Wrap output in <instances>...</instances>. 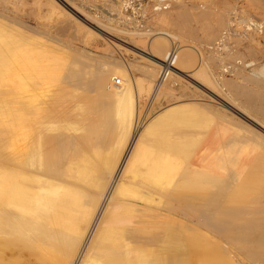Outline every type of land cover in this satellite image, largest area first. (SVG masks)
Instances as JSON below:
<instances>
[{
    "label": "bare ground",
    "instance_id": "6f19581e",
    "mask_svg": "<svg viewBox=\"0 0 264 264\" xmlns=\"http://www.w3.org/2000/svg\"><path fill=\"white\" fill-rule=\"evenodd\" d=\"M45 1L53 15L69 14L57 16L58 26L75 24L89 37L126 33L131 42H125L148 57L136 67L95 59L82 47L70 57L55 39L35 42L41 34L35 27L25 23L15 31L0 19V264H20L23 251L34 257L31 264H264V133L255 129H264V94L251 87L264 89V63L224 64L226 16L237 7L227 0H166L176 8L166 13L158 1L160 22L174 19L197 36L200 25L204 40L229 26L204 56L172 32L114 28L75 0ZM245 2L249 9L234 24L248 27V48L264 55L254 38L264 31V18L249 13L264 12V0ZM130 5L121 0L119 14ZM175 47V69L160 80ZM197 51L201 60L223 62L221 72L226 67L236 80L204 65L194 72ZM246 65L255 69L246 74ZM136 68L144 80L134 76ZM182 77L226 95L229 104L177 95L185 89ZM16 93L20 106L10 109ZM166 95L172 96L167 104L136 120L141 102ZM237 108H250L255 128L229 116L226 109ZM225 134L228 141L220 138Z\"/></svg>",
    "mask_w": 264,
    "mask_h": 264
},
{
    "label": "rangeland",
    "instance_id": "374dc122",
    "mask_svg": "<svg viewBox=\"0 0 264 264\" xmlns=\"http://www.w3.org/2000/svg\"><path fill=\"white\" fill-rule=\"evenodd\" d=\"M44 1L45 0H5V1L1 2V0H0V12H2L0 15V17H1L0 19L2 21H3V19H5V21H7V23L10 25V26H8L9 29H11V30L18 29L15 31L24 30L23 25L25 23L35 27L39 31V33H41L40 35H39V33H35L36 36L39 35V36H37L36 39H34L35 42L44 41V40H47L48 38H52L53 40L55 39L54 42H56V43L58 42L57 43L58 45L65 46L67 48V49L65 48L66 50L63 52V54L67 53L66 51L68 50V53L70 52V54H71V55L69 54L70 57L72 56V54L75 55V53H76V51L74 50L75 48H81L82 47L81 49H83L89 53L91 52L90 54H94V57H96V55H98L99 57L97 56L98 58H95L98 60L102 59L101 56L102 57L103 56L108 57V58L112 57V59H115L117 61H120V60L124 61L128 65L135 66V67H136V65L142 66L146 63L147 59H145L142 56H145V57H148V56H146L145 53L143 54V52H141L137 48H133L132 46L128 45V43H126V42H131L128 34L122 33V32L121 33L120 32H118V33L114 32L115 36H112V35L108 36V35L104 34V35H96L93 37H91L92 36L91 35L89 37V34H86L87 32L85 31L84 28H77L75 26V24H73V26H71L68 29L63 28L62 26H60L61 23H60V21L58 22L57 19L59 17V20L60 19L62 20L66 17H69V14L67 12H62V15H60L61 14V12H60V14H59L60 16L58 15V13H54V15H53V13L50 11V5L47 3V1H45V2ZM75 1H76L77 5H79L81 7L84 5L83 7L86 9V11H88L90 14L95 15L103 23H105L107 25L109 24V26L111 25V26H114V28H122L124 30H140L142 28V31L145 29H148V30L150 29L152 31L156 30L157 32H162V33H166V32L171 33L172 32V34L175 35V41H180L181 38L188 40L187 41L188 43L194 44L200 51L203 52V54L205 53L204 56L205 55L207 56V55L211 54V52H213V50H212V48H214L213 43L216 42V39L220 38V35H222V33L226 32V29H228V27H229L227 25H229L228 23L230 22V24H231L230 25L231 26V28H230V40H229L230 41L229 42L230 54H228L226 56V58L224 60V64L227 65L228 63H230L228 65H233V64L238 63V65H239L241 63H247V62H251V61L252 62L254 61L256 63H260V62L264 63V55H262V53L260 52L261 49L256 50L255 52H251L250 49L248 48L249 45L251 44L249 39H248L249 35H246V33H245V29H248V27L242 26L239 23H238V25L234 24V21H235L234 19H236V22H237L241 17H245V14L243 15V12L241 11V9L242 10L244 8L249 9L245 0H227L229 5H231V6L235 5L237 8H235L234 10L233 9L229 10V12H228L229 16H226V20H227L226 24L227 25L225 24L224 26L219 28V30L217 29L215 31L216 33L212 37H210L209 40H204L207 38L206 33H205V31L200 29L201 28L200 25H197V24L194 25L197 27V31H198L197 32L198 36H197L195 33L193 35L187 31L181 29L178 26V22L174 19H172V21L170 19V21H166L164 23L160 22L158 20L160 11L157 9L158 4H159V2H158L159 0H131L132 5L127 7L128 9L125 8L124 9L125 11L123 10L122 14H119V9H120L119 3L121 4V0H108V1H106V0H75ZM164 1H166V0H163V1L160 0V3H164ZM44 3H46L47 5H45ZM67 8L70 12H73V14L80 17L71 8H69V7H67ZM163 8H164V12H166V13L174 11L176 9L171 3L168 4V2L163 4ZM100 9H101V11H100ZM116 9H118V10H116ZM198 9H199V7H196L195 10H198ZM235 11H238L237 17L234 15ZM262 11H263V9L254 7L253 10H249V13L256 20L263 21L264 12H262ZM125 12H126V14H125ZM3 13H5V14H3ZM48 14L49 15L51 14V15L49 16ZM51 16H53V17H51ZM80 18L83 19L82 17H80ZM2 21H0V22H2ZM123 21H125V22H123ZM132 21H134V22H132ZM57 23L60 25L58 26ZM6 26H4V27L6 28ZM11 26L12 27L14 26L16 28H11ZM237 26H238V28H237ZM19 27H20V29H19ZM72 29L74 31H71ZM58 31H60V33ZM61 31H62V33H61ZM156 31H153V33ZM250 31H252V30H250ZM44 32H47V33H44ZM64 32H66V33H64ZM48 33L51 34V37L49 36ZM103 36H104V38H103ZM76 37H77V39H76ZM88 37L91 39H89ZM105 37H106V39H105ZM39 38H41L42 40ZM254 38L260 42L261 47H264V31H262V28L259 30V33L254 35ZM58 40H60V41H58ZM106 40H108L109 42ZM213 40L215 42L211 43ZM114 41H115V43H114ZM217 41H219V40H217ZM65 42L68 43L69 45L65 44ZM116 42L122 44L123 46L122 45L118 46V47L115 46V45H117ZM109 45H110V47H108ZM69 46H70V48H73V49L68 48ZM105 46H107V47L105 48ZM90 50H92V51H90ZM110 52H113V53H110ZM207 53H209V54H207ZM59 54H61V53H59ZM201 58H203V57L200 55V52L197 51L196 55H195V60L193 61V65H192V68H195L194 72L199 67H203V65H204V67L205 66L210 67V69L213 70L216 74H218V76L221 75L223 78L228 79V80H230V79L234 80V78L236 80V76L233 75V73L231 71L230 72L228 70L226 71V69H227L226 67H225V71L221 72L223 62L221 63V65H219L220 62L218 61V59L207 60L206 58H204V60H201ZM195 65H197V66H195ZM252 68H253L252 66H247V65L245 67L242 66V70L246 74H250L253 71ZM253 69H255V68H253ZM133 74L136 78H141L143 80H144V78H146L145 73L143 71L140 72V69H137V68L133 70ZM183 78L184 77L181 78V82H182L185 89H179L178 88L177 90L180 92L178 93V91H177V95H181V93H185V94L191 95V97H197V98L199 97L200 99H204L205 101L211 100L210 102L212 104H214L215 106L220 107V108H226V107H224L225 106L224 103L229 104L227 101L230 102V100H228L229 98L226 95L218 92L217 90H216L217 94H215L216 92L210 93V92L206 91L205 89H202V88L200 89L199 88L200 86L197 85L195 80H193V79L189 80L190 78H188V77L187 78L185 77L186 79H183ZM111 82L112 81H110L109 84H114L113 82L112 83ZM135 83L136 82H134V84ZM192 83H194V84H192ZM225 84L226 83H224L226 91H228L230 89V87L228 85H225ZM251 87L254 90V92L259 93V94H264L263 88H259L255 85H252V84H251ZM152 91H153V83H152V87L150 88V91L148 94H151ZM18 97H19V94H17V93L15 95H12L9 97L8 108H10V109L14 108L16 110L19 108L20 103L18 104V101H19ZM223 97H226L225 100ZM16 98H18V100H16ZM171 98H172V96H170V95H166L163 97L160 96L156 100V103L155 102L152 103V101L149 98L146 101H144V99H141V101H144V102H141L139 105L141 107V111L138 109L135 112L136 120H138V119L142 118V116H144V114L146 112L145 109L148 112V113H146L148 116L150 113H152L150 110L155 111V110L159 109L160 106L167 104L169 102V100H171ZM241 100H245V98H241ZM13 101H15V102H13ZM222 101L224 103H222ZM226 110L229 113V116L235 118L238 122H242L243 124H248V125L252 126L253 128L256 127V125L253 126L254 124L251 123L247 119L249 117L247 115H249L250 108L245 109V111L243 110V112L241 110H239V108H237L236 111H238L239 113L232 111V110L230 111V109L229 110L226 109ZM257 128H258V131H260L261 133L262 132L264 133L263 128H259L257 126L255 129H257ZM228 134H230V133H228ZM228 134H225V135L220 137L221 139H222V137H223V139H225L222 141H228V139H229ZM221 139H218V141L219 140L221 141ZM126 141H131V140L129 138ZM230 247H232V246H230ZM231 250H233V247ZM24 252H26V251H23V254L20 258H23V259H21L23 261L25 258L26 262L20 261L21 263L20 262L19 263L20 264H23V263L31 264L33 262L31 260H34V257L33 256L30 257V255H28V258H31V260H29L26 257L27 252H26V255H24Z\"/></svg>",
    "mask_w": 264,
    "mask_h": 264
},
{
    "label": "built area",
    "instance_id": "2783aa9c",
    "mask_svg": "<svg viewBox=\"0 0 264 264\" xmlns=\"http://www.w3.org/2000/svg\"><path fill=\"white\" fill-rule=\"evenodd\" d=\"M225 33V32H224ZM178 58V50L173 48L168 52L165 61L162 64L161 72H160V80H166L172 74V71L175 69L176 61Z\"/></svg>",
    "mask_w": 264,
    "mask_h": 264
}]
</instances>
